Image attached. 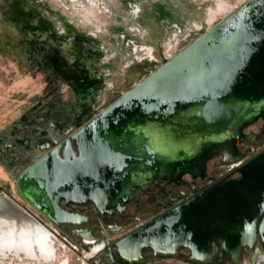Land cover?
I'll return each instance as SVG.
<instances>
[{"label":"water","instance_id":"obj_1","mask_svg":"<svg viewBox=\"0 0 264 264\" xmlns=\"http://www.w3.org/2000/svg\"><path fill=\"white\" fill-rule=\"evenodd\" d=\"M264 114V0H246L15 175L20 196L57 225L81 215L61 205L92 202L111 213L132 189L233 156L245 127ZM242 180L215 183L118 242L121 250L185 245L209 260L217 240L232 255L264 233V152ZM26 210L0 191V210ZM4 209V210H3ZM132 251V252H133ZM139 251V249H138ZM123 252V251H122Z\"/></svg>","mask_w":264,"mask_h":264},{"label":"rangeland","instance_id":"obj_2","mask_svg":"<svg viewBox=\"0 0 264 264\" xmlns=\"http://www.w3.org/2000/svg\"><path fill=\"white\" fill-rule=\"evenodd\" d=\"M245 1L225 0L212 19L216 0H0V134L23 152L43 142L51 121L78 128ZM40 153L10 168L0 160V191L40 213L70 245V264H82L89 246L76 247L16 188L21 165Z\"/></svg>","mask_w":264,"mask_h":264},{"label":"flooded vegetation","instance_id":"obj_3","mask_svg":"<svg viewBox=\"0 0 264 264\" xmlns=\"http://www.w3.org/2000/svg\"><path fill=\"white\" fill-rule=\"evenodd\" d=\"M216 5V9L211 8L208 12L212 19L218 10L226 6V2L225 0H216ZM29 59L33 65H39L33 56ZM64 114L68 115V113H62V119L65 117ZM83 114L74 113L73 117ZM67 120L63 125L59 120L51 121L52 131L45 132L41 139L43 142L40 143L39 139L32 141L31 148L23 152L14 151V144L7 141V136L0 134V160L7 168H10L21 163L34 151L43 153V148L49 144L52 147L55 146V140L62 142L69 136V130L74 127ZM244 132L248 138L237 144L236 154L233 156L217 154L207 161V175L184 173L177 180L156 179L145 183L133 188L127 201L120 199L121 206L111 213L100 211L92 202L76 204L62 200V207L69 212L80 214L81 221L75 224L57 225L48 219L57 225L74 242L76 247L89 246V251L83 250L85 254L82 264H264V233L259 231L251 241L254 246L250 247L247 243L236 255L225 251L221 237L217 240L218 251L210 260L207 256L196 255L191 248L185 245H179L174 250L172 247L156 250L139 246V251L135 249L132 250L133 252L132 248L121 250L118 246V242L132 232L169 212L207 187L215 183H226L232 179L242 180L243 175L239 168L264 152V114L256 122L245 127ZM3 147H6V150ZM2 153L4 158L1 156ZM216 158H218L217 166L210 171L209 163ZM10 195L40 220L49 229L51 236L46 246L35 245L33 248L30 246L23 249L11 246L8 250L0 249V264H70V258L64 253L68 249L72 250L70 245L59 241L49 225L41 218L40 213L37 215L36 211L30 209L12 194ZM128 228L131 229L128 231ZM112 233L122 234L116 239H112L110 236Z\"/></svg>","mask_w":264,"mask_h":264},{"label":"bare ground","instance_id":"obj_4","mask_svg":"<svg viewBox=\"0 0 264 264\" xmlns=\"http://www.w3.org/2000/svg\"><path fill=\"white\" fill-rule=\"evenodd\" d=\"M9 196L25 209L28 215L5 208L4 211L0 210V249L8 250L11 246L22 249L30 246L33 248L35 245L46 246L51 236L49 229L10 194Z\"/></svg>","mask_w":264,"mask_h":264}]
</instances>
